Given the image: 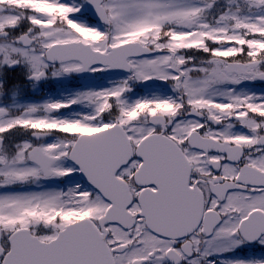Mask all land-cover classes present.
<instances>
[{"label": "snow or ice", "instance_id": "obj_1", "mask_svg": "<svg viewBox=\"0 0 264 264\" xmlns=\"http://www.w3.org/2000/svg\"><path fill=\"white\" fill-rule=\"evenodd\" d=\"M0 264H264V0H0Z\"/></svg>", "mask_w": 264, "mask_h": 264}, {"label": "rangeland", "instance_id": "obj_2", "mask_svg": "<svg viewBox=\"0 0 264 264\" xmlns=\"http://www.w3.org/2000/svg\"><path fill=\"white\" fill-rule=\"evenodd\" d=\"M51 90H55V86H51Z\"/></svg>", "mask_w": 264, "mask_h": 264}]
</instances>
